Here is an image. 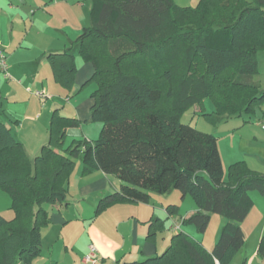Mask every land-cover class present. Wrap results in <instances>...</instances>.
Instances as JSON below:
<instances>
[{"label":"trees","instance_id":"1","mask_svg":"<svg viewBox=\"0 0 264 264\" xmlns=\"http://www.w3.org/2000/svg\"><path fill=\"white\" fill-rule=\"evenodd\" d=\"M92 22L68 49L50 52L55 81L72 91L74 47L94 71L92 121L95 140L64 147L80 120L56 109L49 140L33 159L0 116V188L12 200L11 219L0 214V264H34L42 231L51 222L46 204L68 201L76 160L82 174L116 175L119 191L102 197L96 213L123 202H148L173 189L198 210L183 220L204 233L214 214L226 218L209 250L184 231L160 255L122 264H230L245 243L242 227L253 207L250 192L264 194V172L244 159L225 178L218 137L182 122L184 111L206 98L219 117L252 115L264 102L258 53L264 50V0H93ZM1 115V114H0ZM177 206H169L170 214ZM165 228L154 220L148 239ZM258 253L264 256V235Z\"/></svg>","mask_w":264,"mask_h":264},{"label":"crops","instance_id":"2","mask_svg":"<svg viewBox=\"0 0 264 264\" xmlns=\"http://www.w3.org/2000/svg\"><path fill=\"white\" fill-rule=\"evenodd\" d=\"M199 1L176 0L182 6H194ZM92 8L93 0H0V44L7 54L11 75L8 78L0 71V116L31 159L48 142L56 109L80 121H92L94 100L78 90L88 75L82 80L76 74L74 87L68 91L55 81L47 57L50 52L72 46L82 29L91 24ZM84 65L92 75V64ZM258 79L262 82L260 76ZM259 125L251 118H238L227 135L240 144L245 138L258 142L260 136L264 138V129L260 130ZM96 130L98 126H93L92 135L84 129L81 134L86 140H93ZM78 133L77 127L69 128L66 139L75 138ZM217 137L225 170L233 162L244 159L252 169L264 172V149L257 151L252 146H247V151L230 149L224 159ZM67 188L66 203L46 204L50 207L51 222L42 231V252L34 264H89L85 256L92 244L98 250L99 264L143 260L160 255L168 248L178 232L174 230L177 223L179 231L188 233L211 250L226 223L225 217L214 214L204 233L193 224L184 225L183 220L198 207L190 196L177 189L165 194L152 193L148 202L123 201L96 213L99 200L119 191L121 181L116 175L101 170L83 175L79 162L69 177ZM250 196L253 207L242 223L245 243L230 264H264V256L258 253L264 235V194L253 190ZM11 203V197L0 188V214L9 213L13 217ZM169 206H177V213L170 214ZM158 219L164 220L165 228L149 240L150 225Z\"/></svg>","mask_w":264,"mask_h":264},{"label":"rangeland","instance_id":"3","mask_svg":"<svg viewBox=\"0 0 264 264\" xmlns=\"http://www.w3.org/2000/svg\"><path fill=\"white\" fill-rule=\"evenodd\" d=\"M76 49V48H75ZM264 51H260L258 53V61L259 62V76L262 79V84H264ZM75 59H76V65H77V77L81 78L82 80L88 75V78L83 82V84L81 86H79V91H84V93L87 95V97H91L92 94L94 93V91L97 89V84L92 81V82H88L86 83V81L91 77V74L88 72V70L86 69L84 63H87L84 61V59L80 56L78 48L75 50ZM264 87V86H263ZM66 104V103H65ZM264 110V102L262 103V105L258 106L256 108V111L254 114L252 115H241V116H233L231 118H227V117H219L216 113H215V103L213 101L212 98H206L201 104L192 106L188 109H186L182 115V122L186 123V124H190L202 131H207V132H212L215 133V135L217 134L219 136V140H220V147L222 149V152L224 153V159H227L225 157H227L226 153H228V151H230V149H237L240 150V148L243 151H247V146H252L254 149H256L257 151L264 149V140L262 141V139H264L263 137H259V141L254 143L252 142V140H250L249 138H245L241 141V144L239 142V140L237 139H231L230 136L227 135V132L232 129V123H234V120H237L238 118H245L249 119L251 118L253 120V123H260V121L262 120V112ZM230 120V122H228L227 120ZM228 122V123H227ZM98 126V130L95 131V138L97 139L101 128H102V123L99 121H91V122H86V121H81L80 125L77 127L79 133L77 134V136L71 137L66 139L65 138V143H64V147L67 148L68 146H70L75 140L77 141H81V140H86L84 136H82L81 131L84 129L86 132H88V135H92V129L93 126ZM260 126V125H259ZM76 128V127H75ZM260 130L261 126H260ZM239 133V132H238ZM87 135V133L85 134ZM93 139V140H94ZM79 162V164H82L83 167V163L82 160L80 158H78L76 160V164ZM76 166V165H75ZM227 167V166H226ZM227 170H225L227 172V174H225V178L227 179L228 177V169L229 167L226 168ZM47 206V205H45ZM48 209L50 210V207L47 206ZM13 214V213H12ZM7 216H5L8 219L12 218L11 214H6Z\"/></svg>","mask_w":264,"mask_h":264},{"label":"built area","instance_id":"4","mask_svg":"<svg viewBox=\"0 0 264 264\" xmlns=\"http://www.w3.org/2000/svg\"><path fill=\"white\" fill-rule=\"evenodd\" d=\"M0 71L5 74L6 77L10 78L11 75L9 73V68L7 64V54L5 50L3 49L2 45L0 44ZM261 127L264 129V117L260 121ZM174 230L179 231L180 230V224L177 223L174 226ZM85 261L89 264H99L100 257L98 256V250L95 245H90L89 252L85 256Z\"/></svg>","mask_w":264,"mask_h":264}]
</instances>
